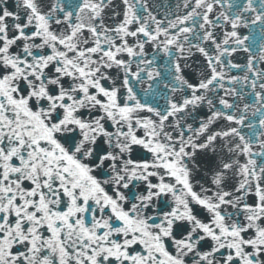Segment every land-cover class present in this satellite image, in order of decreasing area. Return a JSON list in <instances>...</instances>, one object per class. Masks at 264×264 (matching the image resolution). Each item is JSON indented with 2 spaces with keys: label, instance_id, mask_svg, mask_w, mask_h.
Segmentation results:
<instances>
[{
  "label": "snow or ice",
  "instance_id": "snow-or-ice-1",
  "mask_svg": "<svg viewBox=\"0 0 264 264\" xmlns=\"http://www.w3.org/2000/svg\"><path fill=\"white\" fill-rule=\"evenodd\" d=\"M0 264H264V0H0Z\"/></svg>",
  "mask_w": 264,
  "mask_h": 264
}]
</instances>
